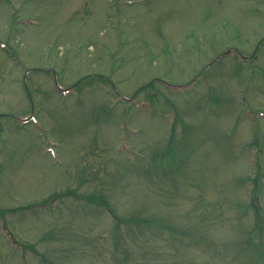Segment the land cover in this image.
I'll return each instance as SVG.
<instances>
[{"label": "rangeland", "instance_id": "rangeland-1", "mask_svg": "<svg viewBox=\"0 0 264 264\" xmlns=\"http://www.w3.org/2000/svg\"><path fill=\"white\" fill-rule=\"evenodd\" d=\"M0 115V264H264V0H0Z\"/></svg>", "mask_w": 264, "mask_h": 264}]
</instances>
